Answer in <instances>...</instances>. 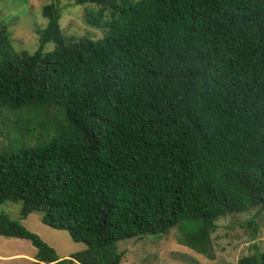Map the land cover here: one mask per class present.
<instances>
[{"label": "trees", "instance_id": "obj_1", "mask_svg": "<svg viewBox=\"0 0 264 264\" xmlns=\"http://www.w3.org/2000/svg\"><path fill=\"white\" fill-rule=\"evenodd\" d=\"M59 1L32 53L0 24V206L87 248L61 258L5 213L0 236L28 264H122L121 241L178 229L214 260L217 221L264 209V0H74L105 29L77 42Z\"/></svg>", "mask_w": 264, "mask_h": 264}, {"label": "rangeland", "instance_id": "obj_2", "mask_svg": "<svg viewBox=\"0 0 264 264\" xmlns=\"http://www.w3.org/2000/svg\"><path fill=\"white\" fill-rule=\"evenodd\" d=\"M51 1L0 0V24L9 27L12 33L11 46L15 51L32 53L37 50L38 30L48 23L43 17V9ZM59 8L60 24L69 39L75 42L84 37L97 40L105 35V29L91 25L87 16L88 9L96 6L60 0ZM53 49V44L46 47L48 51ZM22 205L21 202H6L0 206V213L20 221L39 235L61 258H68L87 248L86 244L75 242L70 232L44 224L41 212L21 218ZM217 225L218 229L212 235L216 254L214 260L179 244L180 231L173 229L165 236H144L121 241L119 250L124 255L122 264H238L243 257L252 256L257 251L264 252V209L226 216L219 219ZM36 250L29 240L0 236V264H28L35 259Z\"/></svg>", "mask_w": 264, "mask_h": 264}]
</instances>
